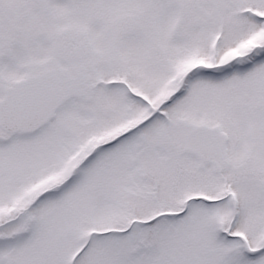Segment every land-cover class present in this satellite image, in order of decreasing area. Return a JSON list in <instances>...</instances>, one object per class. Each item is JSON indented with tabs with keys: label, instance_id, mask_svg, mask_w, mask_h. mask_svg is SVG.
Masks as SVG:
<instances>
[{
	"label": "snow or ice",
	"instance_id": "obj_1",
	"mask_svg": "<svg viewBox=\"0 0 264 264\" xmlns=\"http://www.w3.org/2000/svg\"><path fill=\"white\" fill-rule=\"evenodd\" d=\"M0 264H264V0H0Z\"/></svg>",
	"mask_w": 264,
	"mask_h": 264
}]
</instances>
